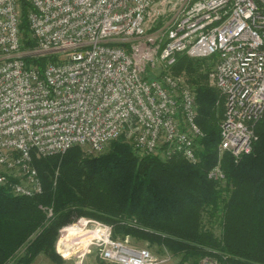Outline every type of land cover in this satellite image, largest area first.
Returning a JSON list of instances; mask_svg holds the SVG:
<instances>
[{"label":"built area","instance_id":"built-area-1","mask_svg":"<svg viewBox=\"0 0 264 264\" xmlns=\"http://www.w3.org/2000/svg\"><path fill=\"white\" fill-rule=\"evenodd\" d=\"M27 1L36 45L24 49L20 0H0V183L13 178L15 194L42 192L34 156L95 152L122 135L140 154L198 162L204 132L196 91L173 72L180 53L212 60L225 104L219 154L252 151L264 117V0ZM42 55L54 58L43 71L26 60ZM209 176L224 178L220 163ZM75 235H91L111 263L167 261L91 218L63 227L64 256ZM199 264L227 263L208 254Z\"/></svg>","mask_w":264,"mask_h":264},{"label":"trees","instance_id":"trees-1","mask_svg":"<svg viewBox=\"0 0 264 264\" xmlns=\"http://www.w3.org/2000/svg\"><path fill=\"white\" fill-rule=\"evenodd\" d=\"M20 4L23 48H33L31 4ZM51 59L26 58L40 71ZM211 67L209 58L186 53L173 67L196 86L198 124L204 132L198 162L181 155L140 154L122 139L98 155L73 146L64 153L34 156L42 192L15 194L13 178L0 183V264H32L40 254L63 263L56 251L60 229L83 216L113 225L115 237L156 242L183 260L192 259L191 264L208 254L227 264H264V117L255 126L250 153L239 159L229 152L220 155L225 104L220 90L208 83ZM218 163L222 179L209 176ZM206 216L209 222L219 218V236L204 222Z\"/></svg>","mask_w":264,"mask_h":264},{"label":"rangeland","instance_id":"rangeland-1","mask_svg":"<svg viewBox=\"0 0 264 264\" xmlns=\"http://www.w3.org/2000/svg\"><path fill=\"white\" fill-rule=\"evenodd\" d=\"M211 61L212 60L210 59V62ZM210 70H211V68H210ZM188 82H189V80H188ZM208 83H209V85L213 86L211 84V80L209 79V76H208ZM189 84L191 85V87L194 90L196 89V86L194 84H191L190 82H189ZM118 139H122L125 142L131 143V141H129V139L127 137H125L124 135H122V136H120L114 140H118ZM114 140L109 142L101 150H98L95 152H90L88 149H86V151L88 150L93 155L105 153L110 149L111 143ZM199 149H201V147H199ZM207 217L208 216L205 217L204 222L206 223V225L211 226L213 228V230L215 231V234L219 236L222 232V225L219 222V218H217V220L215 222H209V218H207ZM81 218H83V219H87V218L99 219V218H95L92 216H89V217L83 216V217H78L74 221L81 219ZM70 223H72V222H70ZM68 225H69V223H68ZM66 226L67 225H64L63 227H66ZM63 227L60 229L59 237H58V240L56 242V251L61 256V258L63 259V263H61V264H103V263L117 264V263H111V262L104 260L101 257V251L97 245H91V244L88 245V240L85 237L87 235H75L74 237L72 236V238H71L72 240H69V241L67 239H64V242L67 246L65 251L74 253V254H70L69 256H68V254H66L67 256H64L63 250H61V249L59 250V244H58L59 238L61 236V230L63 229ZM131 240L137 245L149 247L152 250V252H154L159 258H167V261H163L160 264H170V263L191 264L192 263V259L189 258V259L183 260V255H181V254L175 255L171 251L166 249L164 246H162L156 242L151 243L150 240L141 239V238H133V237H131ZM61 248H62V246H61ZM80 253H82L83 255L78 257L77 255ZM72 255H74V256H72ZM32 264H54V263L45 254H40Z\"/></svg>","mask_w":264,"mask_h":264},{"label":"bare ground","instance_id":"bare-ground-1","mask_svg":"<svg viewBox=\"0 0 264 264\" xmlns=\"http://www.w3.org/2000/svg\"><path fill=\"white\" fill-rule=\"evenodd\" d=\"M86 237V239L88 240V244L90 243V240H91V235H87V236H85ZM83 243V242H82ZM68 254V256L70 255V254H74V253H71V252H69V253H67ZM72 256H74V255H72Z\"/></svg>","mask_w":264,"mask_h":264},{"label":"crops","instance_id":"crops-1","mask_svg":"<svg viewBox=\"0 0 264 264\" xmlns=\"http://www.w3.org/2000/svg\"><path fill=\"white\" fill-rule=\"evenodd\" d=\"M170 264H174V263H170Z\"/></svg>","mask_w":264,"mask_h":264}]
</instances>
